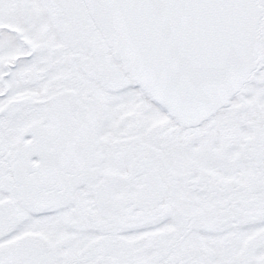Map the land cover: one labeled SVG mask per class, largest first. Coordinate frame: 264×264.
<instances>
[{"label":"snow or ice","instance_id":"snow-or-ice-1","mask_svg":"<svg viewBox=\"0 0 264 264\" xmlns=\"http://www.w3.org/2000/svg\"><path fill=\"white\" fill-rule=\"evenodd\" d=\"M0 264H264V0H0Z\"/></svg>","mask_w":264,"mask_h":264}]
</instances>
